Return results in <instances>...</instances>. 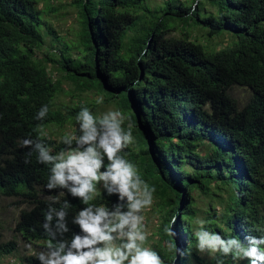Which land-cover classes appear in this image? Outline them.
<instances>
[{"label":"trees","instance_id":"obj_1","mask_svg":"<svg viewBox=\"0 0 264 264\" xmlns=\"http://www.w3.org/2000/svg\"><path fill=\"white\" fill-rule=\"evenodd\" d=\"M196 1L193 11L183 0H163L154 9L146 0H76L78 38L57 55L45 49L53 27L46 28L38 0H0V194L28 197L33 204L21 211L15 227L24 239L46 241L42 224L53 197L70 201L68 226L78 231L71 221L80 201L59 189L40 197L48 166L34 152L25 163L30 149L20 143L39 136L53 154L64 148L42 129L64 125L89 107H66L64 115L54 101L64 81L78 91L103 94L104 103L131 117L135 143L122 155L156 188L162 213L156 251L165 264H208L195 249L200 220L225 238L264 234V0ZM179 25L184 34L171 35ZM193 25L208 27L211 36L226 29L238 39L208 53L193 40ZM51 48H57L56 37ZM57 61L64 75L54 79L48 64ZM235 85L251 89L246 103L232 96ZM44 104L49 112L38 121ZM198 194L205 203L200 211ZM115 200L101 190L96 202L111 207ZM172 217L174 242L190 255L168 251L166 242L173 238L163 228ZM17 248L0 234V256ZM22 264L39 261L29 254Z\"/></svg>","mask_w":264,"mask_h":264},{"label":"clouds","instance_id":"obj_2","mask_svg":"<svg viewBox=\"0 0 264 264\" xmlns=\"http://www.w3.org/2000/svg\"><path fill=\"white\" fill-rule=\"evenodd\" d=\"M96 103L102 104L103 97H97ZM48 112V105H42L35 119L43 121ZM75 122L77 132L65 133L60 138L64 148L55 154L39 136L20 142L30 149L25 163L34 152L37 162L48 166L46 190H66L82 205L71 221L78 231H72L68 226L70 201L51 198L42 224L46 245L35 254L39 264H165L160 253L146 243L149 233L143 213L152 207L156 188L122 155L135 143L131 117L119 109L97 115L82 106ZM101 190L107 197H116L111 207L96 202ZM175 223L172 217L163 228L173 238L166 242L168 251L190 255V249L181 250L174 242ZM198 224L193 233L196 250L216 264H224L222 258L229 256L233 261L264 264V234H249L242 241L209 231L204 220ZM70 231V238L65 239Z\"/></svg>","mask_w":264,"mask_h":264},{"label":"rangeland","instance_id":"obj_3","mask_svg":"<svg viewBox=\"0 0 264 264\" xmlns=\"http://www.w3.org/2000/svg\"><path fill=\"white\" fill-rule=\"evenodd\" d=\"M76 0H38V6L43 11V21H45L46 28L48 26L53 27V31L46 35V46L45 49H53L57 55H60V49L63 48L64 43L75 42L78 38L81 12L79 7L75 4ZM187 4L196 5V0H183ZM146 3L151 9L156 6L162 5L163 0H146ZM191 32L195 37L193 40L200 43L204 50L208 53H214L218 50L225 49L237 41L238 37L235 33L223 29L217 34L211 36L209 34V28L204 26L193 25L190 28ZM184 34L182 25L174 27L171 31V35L180 37ZM57 48H51L52 43L55 41ZM57 59L60 57L57 56ZM48 67L51 71V75L54 79L61 78L64 73L60 70V64L57 62H49ZM64 91H61L54 99L55 105L62 109L64 115H67L68 109L66 107H77L81 103L89 104L91 110H95L99 114H102L108 110H116L117 106L110 103L97 104V97H103L104 95L99 94L95 90H89L86 92H81L74 89L71 83L63 82ZM232 96L238 101L239 104H244L247 102L251 96V89L248 87L235 85L231 90ZM75 119H66L64 125L48 124L42 132L45 135L51 136L58 141L65 133H75L77 129ZM38 191L40 197L47 198L50 196L48 191L44 187L38 186ZM197 207L200 209L205 208V203L202 200V194L196 195ZM158 199L154 196V203L150 209L144 211V216L146 218L147 231L149 233L147 245L151 246L154 250H157V230L161 225L162 213L160 206L158 204ZM30 199L24 196H11L7 197L0 194V234L2 241L14 240L17 243V249L10 254H5L0 256V264H22V258L26 255L36 254L42 250L46 241L44 240H26L15 230L16 224L20 218L21 211L28 209L32 206ZM203 214L198 213V219L202 218ZM197 228V227H196ZM31 245V249H29ZM196 249V248H195ZM197 252V250H196ZM199 257L208 262V264H216V261L212 259L208 254L199 253ZM192 262H196L193 259Z\"/></svg>","mask_w":264,"mask_h":264}]
</instances>
